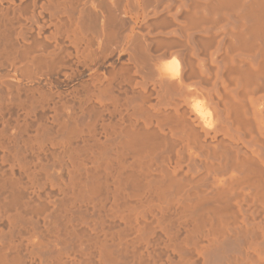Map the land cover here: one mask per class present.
Segmentation results:
<instances>
[{"label":"bare ground","instance_id":"1","mask_svg":"<svg viewBox=\"0 0 264 264\" xmlns=\"http://www.w3.org/2000/svg\"><path fill=\"white\" fill-rule=\"evenodd\" d=\"M0 264H264V0H0Z\"/></svg>","mask_w":264,"mask_h":264}]
</instances>
